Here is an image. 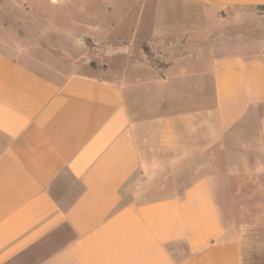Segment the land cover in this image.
Wrapping results in <instances>:
<instances>
[{"label": "crops", "instance_id": "1", "mask_svg": "<svg viewBox=\"0 0 264 264\" xmlns=\"http://www.w3.org/2000/svg\"><path fill=\"white\" fill-rule=\"evenodd\" d=\"M78 1L0 0V264H264L216 200L218 150L264 176V0Z\"/></svg>", "mask_w": 264, "mask_h": 264}, {"label": "rangeland", "instance_id": "2", "mask_svg": "<svg viewBox=\"0 0 264 264\" xmlns=\"http://www.w3.org/2000/svg\"><path fill=\"white\" fill-rule=\"evenodd\" d=\"M72 14L74 18L80 16V4L78 0H71ZM78 1V2H77ZM240 23L234 25V42L240 34ZM79 33V29H76ZM237 34V36H236ZM73 50L69 54L59 55L65 58L68 71L92 76H104L102 59L106 54L99 53L88 45L86 39L74 38ZM237 44H233L234 50ZM217 184L218 198L222 214L228 213L229 221L237 226L247 227L255 224L261 213L259 204L264 203V176L257 168V162L253 161L251 154L237 150L223 153L217 152ZM226 160V161H225ZM264 238V237H263Z\"/></svg>", "mask_w": 264, "mask_h": 264}, {"label": "water", "instance_id": "3", "mask_svg": "<svg viewBox=\"0 0 264 264\" xmlns=\"http://www.w3.org/2000/svg\"><path fill=\"white\" fill-rule=\"evenodd\" d=\"M259 9L261 10V9H262V7H259Z\"/></svg>", "mask_w": 264, "mask_h": 264}]
</instances>
